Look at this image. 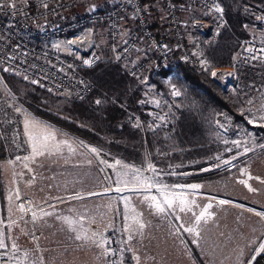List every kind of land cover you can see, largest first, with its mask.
<instances>
[{"label":"rangeland","instance_id":"obj_1","mask_svg":"<svg viewBox=\"0 0 264 264\" xmlns=\"http://www.w3.org/2000/svg\"><path fill=\"white\" fill-rule=\"evenodd\" d=\"M148 1L151 5L154 2L161 5L160 0ZM114 2L94 0L90 7L106 9ZM187 10L188 13L183 12V23L188 43L198 65L206 69L208 65L201 50L216 40L225 22L203 7H187ZM131 22L128 20L125 25L130 28ZM256 22L264 25V13L257 16ZM260 39L264 42L263 35ZM49 44L73 57L90 51H96L105 60L112 55L104 24ZM236 62L237 58L232 66ZM248 70L257 75H252L245 84L240 76ZM6 75L11 74L0 68V130L13 127V134H9L12 155L1 167L5 210L2 211L0 204V239L8 247L0 249V256L21 253L19 264H108L104 243L110 234L118 237L119 264H125V251L131 253L133 264H198L189 244L200 251L203 264H254L257 255H264L260 251L264 246V219L261 218L264 216V139L259 129L264 128L259 126L264 124L260 119L264 116L263 65L238 67V77L228 90H237L246 114L240 113L243 120L227 113L225 117L216 116L215 128L221 149L216 155L199 161V171L190 168L197 163L165 167L149 153L143 166L137 167L61 131L17 102L5 84ZM141 84L144 86L143 105L151 109L147 113L149 122L166 124V113L159 112L163 107L162 94L147 77ZM176 93L173 89L174 96ZM62 97L73 99L72 96ZM139 118L142 126L144 121ZM26 119L38 121L55 132L53 154H33L25 130ZM67 145H71V149ZM92 148L97 151L92 152ZM149 165L155 169L150 174L146 170ZM185 168L188 171L179 172ZM208 174L223 177L201 183L186 182L191 177ZM191 184L201 187L193 192L188 187ZM147 185H153L154 189ZM109 187L121 188L120 194L115 198L107 196ZM181 193L195 202L189 205L191 212H180L175 205L167 209L165 205L166 213H157L156 201L151 197L155 196L163 204L164 195L178 201ZM220 200L227 203L221 205ZM25 201L36 209L31 221L22 217L21 206L23 208ZM209 204L211 208L207 207ZM205 209L209 214L206 221L195 224L193 213L199 215ZM137 221L145 227L139 229ZM79 222L96 226L101 240L87 247L82 239H76L73 231ZM190 227L195 228L199 236L184 230ZM57 230L70 232L71 238L59 239ZM129 235L133 237L131 240ZM48 246L53 248L47 249Z\"/></svg>","mask_w":264,"mask_h":264},{"label":"trees","instance_id":"obj_2","mask_svg":"<svg viewBox=\"0 0 264 264\" xmlns=\"http://www.w3.org/2000/svg\"><path fill=\"white\" fill-rule=\"evenodd\" d=\"M214 1L223 9L225 23L216 40L201 50L202 58L208 65L206 69L198 63L191 66L180 61V53L174 48L175 41L168 32V24L162 14V24L157 31L148 19L157 38L166 41L173 49L172 61L166 71L147 73L136 79L130 77L120 65L104 59L96 67L81 71L95 86L93 93L84 100L55 96L44 88L13 75L5 76V84L17 102L38 119L125 162L141 167L149 153L165 167L197 163L190 168L199 171V161L216 155L221 149L215 128L216 116L227 113L236 116L237 120H243L240 113L246 114L237 90L222 88L211 78L210 72L213 68L234 64L242 40L249 37L252 32L250 28L255 24L257 16L264 13V0ZM141 3L146 6L144 0ZM186 42L191 49L187 33ZM252 75L257 73L248 70L240 77L246 84ZM146 77L164 98L159 112L166 113V124L149 122L147 113L151 109L143 105L144 86L141 84V80ZM173 89L179 95L174 96ZM97 100L100 101L99 104L96 103ZM130 113L144 121L138 129L127 123ZM259 129L263 132L264 139V128ZM1 130L0 204L4 212L1 167L12 155L10 145L13 127H3ZM187 168L180 169L179 172L188 171ZM222 177V174L200 175L191 177L186 182L201 183ZM189 246L198 264H203L200 251L193 244ZM123 260L125 264H133L129 251H125ZM254 264H264V258L259 257Z\"/></svg>","mask_w":264,"mask_h":264},{"label":"built area","instance_id":"obj_3","mask_svg":"<svg viewBox=\"0 0 264 264\" xmlns=\"http://www.w3.org/2000/svg\"><path fill=\"white\" fill-rule=\"evenodd\" d=\"M91 1L94 0H0V68L53 95L84 100L93 93L95 86L81 71L96 67L104 59L96 51L73 57L49 43L104 24L112 44L109 60L120 65L130 77L138 79L147 73L169 69L173 49L155 35L141 0H115L106 9L90 7ZM160 2L168 32L175 41L174 48L180 53V61L191 66L196 64L194 53L186 42L182 9L185 6L203 7L225 22L223 12L216 10L219 5L213 0ZM82 9L85 11L81 12ZM126 17L132 19L136 34L121 42L122 24ZM251 28L254 32L242 40L236 64L213 68L210 72L211 78L226 90L237 79L238 67L264 66V42L260 39L264 36V25L255 22ZM140 37L150 46L154 58L134 63L133 56L139 47ZM220 117L225 116L222 114ZM127 123L134 129L141 126L140 118L132 113ZM146 170L151 173L149 166ZM150 189L154 186L151 185ZM108 192L113 198L120 194L115 187H109ZM22 204L23 219L33 220L36 209L26 201ZM104 248L107 263L119 264L118 237L115 234L108 235ZM259 257L264 258V255H257L256 260ZM21 261L22 254L18 252L0 256V264H19Z\"/></svg>","mask_w":264,"mask_h":264},{"label":"snow or ice","instance_id":"obj_4","mask_svg":"<svg viewBox=\"0 0 264 264\" xmlns=\"http://www.w3.org/2000/svg\"><path fill=\"white\" fill-rule=\"evenodd\" d=\"M12 7H14L15 5L12 4ZM218 12H223L222 8H217L216 9ZM6 70V69H5ZM213 76L216 75L215 72L212 73ZM177 95H179V93H176ZM96 103H100L99 100L96 101ZM260 119L262 121H264V116H261ZM250 123L252 121H249ZM260 127H264V124H260ZM38 129V131H37ZM25 130L29 136V140L31 142V148H32V152L35 156H44L46 153L47 154H53L52 149L54 147H56L55 145V141H56V134L54 131L50 130L46 125H41L38 121H33L30 119H26L25 121ZM65 144H67V142H64ZM70 149H71V145H67ZM74 151V149H72ZM92 152H96L97 150L95 148L91 149ZM117 163H119V161H117ZM225 163H229L228 161H226ZM149 167L151 168L152 171H155L154 168H152L151 165H149ZM139 179V178H137ZM243 183V181H241ZM117 183H121L120 181H118ZM126 186V185H125ZM147 187H151V185H147ZM183 187V186H181ZM188 187L193 191L196 192L201 186L198 184H191L188 185ZM250 190H252L250 188ZM117 192L121 191V188L117 187L116 188ZM157 191H161L159 188H157ZM179 195V199L178 201L175 199H170L167 195H164V203H160L159 201L156 200V197L153 196L151 197L152 201H156V203L154 204V207L157 211V213H161L164 214L166 213V207L167 209H172L174 207V205L176 207H178L180 212H191L192 209L189 206L190 204H194V201H189L187 200L186 197H184L183 193L178 194ZM219 203L221 205L227 203L224 200H220ZM208 208H211L212 205L209 204L207 206ZM21 210H23L22 206H21ZM48 213H45V215H47ZM35 216V214H33ZM193 215L195 216V224L199 225L201 221H206L207 217H208V213H207V209H205L203 212H201L199 215H196L195 213H193ZM257 215H260V213H257ZM262 219H264V216L261 217ZM177 219H179V217H177ZM69 224H71V221H67ZM138 223L139 229H143L145 227V225L143 223ZM185 231L189 232V233H194L196 236H199V232H197L195 230V228H186L184 229ZM133 237L132 235H129L128 239L131 240ZM76 239H87V237H82L80 235H77ZM102 246V245H101ZM8 245L5 243L4 240L0 239V249H5L7 248ZM12 247H15V245H13ZM261 252H264V246H261L260 248ZM137 261L139 260V258H136Z\"/></svg>","mask_w":264,"mask_h":264},{"label":"crops","instance_id":"obj_5","mask_svg":"<svg viewBox=\"0 0 264 264\" xmlns=\"http://www.w3.org/2000/svg\"><path fill=\"white\" fill-rule=\"evenodd\" d=\"M144 1L146 2V7L148 9V15H149L148 18L151 20L150 21L151 24L154 27H156V31H157L160 29L161 24H162V14H163L162 9H161L162 7L160 4L155 5L157 2H154L155 4L151 5V3L148 0H144ZM156 6H158V7H156ZM187 7L188 6H185L182 9V16L184 15V13H188ZM147 9H146V11H147ZM83 11H85V10L82 9L81 12H83ZM128 20L132 21V19H130L129 17H126L123 21V24H122L123 25L122 26V35H121V39H120L121 42L125 41L128 37L136 34V29H135L134 25L132 24L133 21L131 22L132 27H130V28L128 27V25H125V24H127ZM152 58H154V53L152 52L150 46L146 43V41L140 37L139 38V47L133 56V62L136 63V62L149 61ZM105 194L109 197H112L110 195V193L108 192V189H107V192ZM45 221H46V224H48L50 221V218L46 219ZM51 221H52V219H51ZM57 231L59 232V230H57ZM63 231L59 232V239H61V238H69L70 239L71 237H69V236L71 235V233L68 231H64V232ZM73 235L74 236L80 235L82 237H87V239H82V242L84 241V243H85L84 245H86L87 247L94 244L96 240H99V239L101 240V238H99L100 234L97 233L96 226L94 228L89 222H87V223L79 222V224H77V226H76L75 231H73ZM66 244H67V246L72 245L69 243H66ZM79 244L80 243H75L74 245L79 246ZM78 246H76V247H78ZM86 246H83V247H86ZM54 247H57V246H54ZM52 248L53 247H51V246L47 247V249H52Z\"/></svg>","mask_w":264,"mask_h":264}]
</instances>
